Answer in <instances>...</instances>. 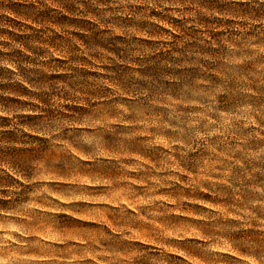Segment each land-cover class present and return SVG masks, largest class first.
Masks as SVG:
<instances>
[{
  "label": "clouds",
  "instance_id": "9594fccd",
  "mask_svg": "<svg viewBox=\"0 0 264 264\" xmlns=\"http://www.w3.org/2000/svg\"><path fill=\"white\" fill-rule=\"evenodd\" d=\"M0 264H264V0H0Z\"/></svg>",
  "mask_w": 264,
  "mask_h": 264
}]
</instances>
